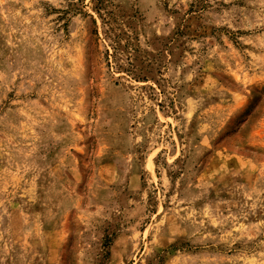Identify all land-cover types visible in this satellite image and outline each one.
<instances>
[{"label":"rangeland","instance_id":"374dc122","mask_svg":"<svg viewBox=\"0 0 264 264\" xmlns=\"http://www.w3.org/2000/svg\"><path fill=\"white\" fill-rule=\"evenodd\" d=\"M0 264H264V0H0Z\"/></svg>","mask_w":264,"mask_h":264}]
</instances>
